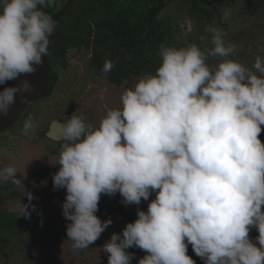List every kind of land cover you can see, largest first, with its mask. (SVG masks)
<instances>
[{"label":"clouds","instance_id":"1","mask_svg":"<svg viewBox=\"0 0 264 264\" xmlns=\"http://www.w3.org/2000/svg\"><path fill=\"white\" fill-rule=\"evenodd\" d=\"M55 0H0V85L33 74L48 56L56 21L43 9ZM229 12L225 11L224 19ZM212 47L161 45L155 74L139 79L108 109L98 127L72 115L61 124L56 190L66 189L62 215L70 223L73 250L88 249L112 224L96 215L101 195L119 192L137 219L103 245L108 264H264V57L251 68L231 59L237 46L221 28L207 25ZM201 40L207 39L201 36ZM210 57L220 58L210 66ZM114 64L105 60L101 71ZM35 91L25 79L0 91V115L7 116L20 94ZM38 123L31 116L22 134ZM15 165L0 167V181L19 185ZM24 187V184H23ZM29 204L20 202L28 217ZM15 211V208L12 209ZM34 210V206H33ZM20 215V216H21ZM256 243L249 237L252 229Z\"/></svg>","mask_w":264,"mask_h":264},{"label":"flooded vegetation","instance_id":"2","mask_svg":"<svg viewBox=\"0 0 264 264\" xmlns=\"http://www.w3.org/2000/svg\"><path fill=\"white\" fill-rule=\"evenodd\" d=\"M43 10L57 25L49 37L48 91L29 102L0 133V167L15 165L17 179L22 178L19 185L0 181V211L23 224L29 220L37 224L35 232L25 225L20 232L27 239L29 234L33 236L29 264H76L73 258L86 255L88 250H73L67 240L70 221L62 215L66 189H54L52 176L59 170L63 143L60 125L73 114L83 116L94 128L103 118V112L82 106L92 94L88 84L102 83L108 92L110 87L119 93L124 84L155 74L162 44L180 48L194 43L209 49L212 44L205 31L207 25L225 31V39L237 46L230 58L251 68L257 56L264 57V0H55L53 7ZM225 11L229 12L228 19H224ZM201 36L207 39L201 40ZM105 60L114 64L108 73L101 71ZM219 62L218 57L207 61L213 67ZM30 116L38 127L25 136L22 129ZM261 127L258 138L262 141ZM9 153L12 157H7ZM27 193L33 199L30 215L25 217L19 205L29 204ZM153 199L155 193L140 205L125 206L119 192L111 197L102 194L96 215L101 221L111 219L112 224L88 248H102L113 233H122L126 224L138 218L137 208L147 211ZM258 235L254 228L249 233L250 239ZM133 249L136 261L140 251L147 254Z\"/></svg>","mask_w":264,"mask_h":264},{"label":"trees","instance_id":"3","mask_svg":"<svg viewBox=\"0 0 264 264\" xmlns=\"http://www.w3.org/2000/svg\"><path fill=\"white\" fill-rule=\"evenodd\" d=\"M261 142L264 143V140ZM8 215L0 211V264H4V262L6 264H29L32 259L29 253V245L31 244L33 236L29 234L27 239L20 232L24 230L23 225L26 226L27 230L35 232L37 230V224L31 220L27 224H23L20 220L9 217ZM187 255L196 264H204V261L192 251L190 244L188 245Z\"/></svg>","mask_w":264,"mask_h":264},{"label":"rangeland","instance_id":"4","mask_svg":"<svg viewBox=\"0 0 264 264\" xmlns=\"http://www.w3.org/2000/svg\"><path fill=\"white\" fill-rule=\"evenodd\" d=\"M138 80L139 79H135L127 84H124L123 86L124 88H121L119 90V93L118 92L116 93L114 90H112L113 88L110 87L108 92L107 91L108 86L106 85L102 86V83H97L96 86L94 84L93 85L88 84V86L93 88L92 94L89 95V97L86 99L84 104H82V106H86L89 109L93 110L94 112H98V111L99 113L103 112L100 116L104 117L108 109H116L121 107L120 97L122 92L126 88L134 87V85L138 82ZM11 155L13 154L9 153L7 157H12ZM251 240L253 243H256V246L259 245L256 241V238L252 237ZM63 248H66V246L63 245ZM87 250L88 253L86 255L83 253L82 256L79 257L78 259L76 257L73 258L76 264L79 261L82 262L83 264H108V254L103 252V247L102 248L92 247L91 249L88 248ZM126 251L134 254L133 248H129ZM144 256L145 254L142 251H140V255L138 257L141 259ZM136 257L137 256L134 255L131 264H138V261H136L135 259ZM4 264L6 263L4 262Z\"/></svg>","mask_w":264,"mask_h":264},{"label":"water","instance_id":"5","mask_svg":"<svg viewBox=\"0 0 264 264\" xmlns=\"http://www.w3.org/2000/svg\"><path fill=\"white\" fill-rule=\"evenodd\" d=\"M44 63L43 66H36L37 71L33 74H22L18 79L10 80L4 85H0V91H3L5 87H15L21 80H29L35 91L32 93L24 94L26 95V100L21 102L20 94L16 97V102L11 106L9 114L7 116L0 115V133L3 132L7 127H9L20 115L24 107L31 101L39 99L47 94L49 85V75H48V57H42Z\"/></svg>","mask_w":264,"mask_h":264}]
</instances>
